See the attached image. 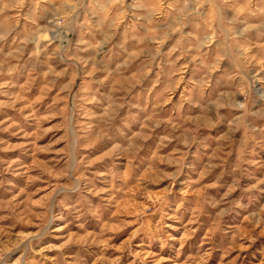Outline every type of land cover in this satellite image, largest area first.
I'll return each instance as SVG.
<instances>
[{"label": "rangeland", "instance_id": "rangeland-1", "mask_svg": "<svg viewBox=\"0 0 264 264\" xmlns=\"http://www.w3.org/2000/svg\"><path fill=\"white\" fill-rule=\"evenodd\" d=\"M0 264H264V0H0Z\"/></svg>", "mask_w": 264, "mask_h": 264}]
</instances>
